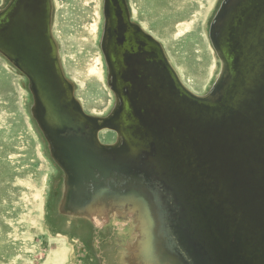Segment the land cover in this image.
Instances as JSON below:
<instances>
[{"label":"water","instance_id":"1","mask_svg":"<svg viewBox=\"0 0 264 264\" xmlns=\"http://www.w3.org/2000/svg\"><path fill=\"white\" fill-rule=\"evenodd\" d=\"M104 15L117 107L97 117L85 112L64 71L53 0H11L0 10V53L29 79L33 117L65 171L62 211L70 205L94 215L95 204H106L97 174L129 175L143 163L189 213L191 243L203 252L200 260L190 255L192 264H264V0L221 5L210 29L221 69L204 95L132 20L127 0H104ZM103 129L117 142L103 143ZM136 205L149 225L151 205Z\"/></svg>","mask_w":264,"mask_h":264},{"label":"rangeland","instance_id":"2","mask_svg":"<svg viewBox=\"0 0 264 264\" xmlns=\"http://www.w3.org/2000/svg\"><path fill=\"white\" fill-rule=\"evenodd\" d=\"M10 1L0 0V10ZM224 1L127 0L132 20L162 43L183 82L201 95L221 69L209 31ZM52 23L64 71L85 112L108 116L115 93L101 49L104 0H53ZM97 60L101 77L87 71ZM29 84L0 53V264H130L131 226L115 222L109 238L98 242L86 220L61 214L64 172L33 117ZM99 137L103 143L118 139L111 129ZM101 251L106 258L98 257Z\"/></svg>","mask_w":264,"mask_h":264},{"label":"flooded vegetation","instance_id":"3","mask_svg":"<svg viewBox=\"0 0 264 264\" xmlns=\"http://www.w3.org/2000/svg\"><path fill=\"white\" fill-rule=\"evenodd\" d=\"M97 177L99 182L96 184H99V188L103 189L102 200L106 204H95L98 208L92 216L82 214L81 210H77L70 205L65 208L66 212H64L62 206H64L66 193L65 186L60 199V211L63 215L86 220L93 236L96 233L99 234L98 242H102L101 239L105 238L103 235L109 238L108 235L111 234L110 230L115 222L131 226L133 231L131 237L127 238L129 241L128 248L130 249H125L127 253L131 250L130 264H138L135 257L137 253L140 261L143 262L144 260L147 264H184L183 259L185 258L184 255L187 254V250L181 245L178 218L174 215L178 208L176 207L175 197L169 193L165 185L156 176L147 175L136 170L129 175L111 172L107 176L97 174ZM88 185L92 188L91 194H95V186ZM130 192H136L138 195L132 194L133 197L129 196L128 193ZM139 201L151 205L150 213L153 221L149 225H146L142 214L138 210L136 203ZM97 221H101L102 225L95 224ZM169 244H172V247H169ZM102 252L98 254V257L106 258ZM95 253H98L97 249ZM118 255L120 256L119 251ZM171 255L177 259H182V262L172 261ZM189 257H186L187 260H190Z\"/></svg>","mask_w":264,"mask_h":264},{"label":"bare ground","instance_id":"4","mask_svg":"<svg viewBox=\"0 0 264 264\" xmlns=\"http://www.w3.org/2000/svg\"><path fill=\"white\" fill-rule=\"evenodd\" d=\"M215 16H216V14H215ZM215 16H214V18L212 20L211 26H212V24L214 22ZM211 26H210V29H211ZM209 37H210V40H211L210 31H209ZM211 43H212V40H211ZM212 46H213V43H212ZM213 48L215 50V47L214 46H213ZM102 51H103V49H102ZM59 52H60V50H59ZM215 52H216V50H215ZM103 55H104V52H103ZM216 55H217V52H216ZM217 57L219 58L218 55H217ZM104 58H105V55H104ZM219 60H220V63H221V59L220 58H219ZM105 61H106V58H105ZM100 64H101V61H99V60L95 61V63L90 68L87 69L88 73H91L93 75H96V76H100L101 77L103 75V72H102V68H100ZM108 75H109V69H108ZM108 85H109V83H108ZM116 107H117V102H116V96H115V106L110 111V113L113 112ZM104 130H106V129H103V130L99 131V134L102 131H104ZM137 171L138 172H142V173H145L146 172V174L149 175V173H147V171L144 170V164L143 163L140 164V169H137ZM63 172L65 173L64 170H63ZM156 188H158V187H156ZM169 193L172 196H174L175 197V200H176V207L178 208V211H175L174 212V215L178 218V226H179L178 228L180 229V238H181L180 239V242H181V245H183L185 247V249L187 250V254L184 255L185 258L183 260H187L186 257H189L191 254H193L195 256L196 260H200L203 257L202 246L197 247L195 249V251H194V243L195 242L193 244L191 242L196 239V237L193 236V234H195V233H192L191 230H189V229L186 228V224L189 223L188 222V215H189V213H186L185 211H182L181 210L182 209L181 207L184 206V203H183V205L180 203L178 196L176 197L173 194V192H171V191ZM183 209H185V208L183 207ZM71 214H73V213H71ZM184 222H185V228H184V226L182 224ZM135 257H136V261H137L138 264H147L144 260H143V262L140 261V258H138L139 257L138 256V253L136 254ZM170 258L174 262H177V263H181L182 262L181 261L182 259L181 260L180 259H177V258H175L172 255H171ZM187 262L189 264H192V261H190V260H187Z\"/></svg>","mask_w":264,"mask_h":264}]
</instances>
